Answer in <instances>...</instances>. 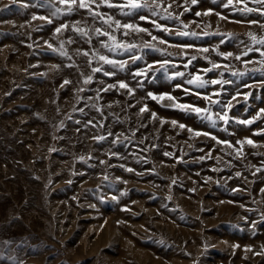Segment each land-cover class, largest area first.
Returning a JSON list of instances; mask_svg holds the SVG:
<instances>
[{"label":"rangeland","instance_id":"rangeland-1","mask_svg":"<svg viewBox=\"0 0 264 264\" xmlns=\"http://www.w3.org/2000/svg\"><path fill=\"white\" fill-rule=\"evenodd\" d=\"M157 2L164 8L171 4L168 11L179 20L162 19L163 8L158 16L145 9L131 17L103 5L95 9L148 30L125 36L83 9L52 17L37 0H0V264H264V254H257L264 249V135H255L264 130V116L250 125L238 123L264 108L260 54H243L247 47L264 50L247 35L264 36L259 26L264 17L225 8L227 0ZM209 10L211 15H203ZM153 20L171 31L157 29ZM251 20L259 23L250 25ZM77 21L90 30L91 44L72 30ZM61 24L70 27L57 33ZM96 27L136 47L109 52L100 42H112L97 36ZM62 43L67 56L60 54ZM97 49L126 61L125 68L99 62L91 55ZM229 52L230 57L220 55ZM213 63L221 67L213 69ZM101 65L102 71L92 72ZM148 65L153 67L146 76L134 75ZM196 74L227 83L188 85ZM89 75L92 82L85 84ZM120 81L134 94L120 89ZM109 84L117 87L103 91ZM148 93L210 107L216 124ZM205 95L221 104L210 105ZM229 102L230 109L222 107ZM145 105L149 111L141 114ZM224 111L227 124L216 116ZM197 131L210 135L195 136ZM212 136L234 147L217 144ZM246 138L257 146L245 144L237 156L236 142Z\"/></svg>","mask_w":264,"mask_h":264},{"label":"snow or ice","instance_id":"snow-or-ice-1","mask_svg":"<svg viewBox=\"0 0 264 264\" xmlns=\"http://www.w3.org/2000/svg\"><path fill=\"white\" fill-rule=\"evenodd\" d=\"M185 2H187V0H185ZM252 2L256 5H258V7H248V4L245 2V0H227V3L224 4L225 8L228 7H233L236 11H238L241 15H248L251 13H257L259 16L264 17V0H252ZM13 3H15V0H13ZM191 3L194 5L197 3V0H191ZM37 4L40 7H46L50 10L51 12V16L52 17H56L60 14H62L64 12V10L66 9V12L68 14H71L75 11H79L81 9L85 10L93 19V21L99 20L101 21L104 25H107V27L109 29H113V31L116 30H120L123 29V35L127 36L129 35L131 32H136V33H141V32H147L148 30L145 28L140 27L139 25L135 24V23H122L121 20L119 19H115L112 15H108L105 13H101L95 9H98L101 5L106 6L108 8H115V9H119L121 11V13L126 16V17H131L134 14L140 13L143 10L147 9L148 11L151 12L152 16H158L161 15L160 12L157 11V9L159 8H163L164 13H166V15H162L161 18L162 19H176L179 20V16H174L173 13L168 11V8H171L172 5L169 4L167 6V8H164L162 3L157 2V0H154V2L152 4H149L147 2V0H121V2L119 3H113L112 0H37ZM57 4H61L64 5V9L57 7ZM236 5H243L242 7H236ZM95 6V7H94ZM24 7H28L27 4L24 5ZM190 9L185 7L184 11H189ZM211 10L204 12L203 15H211ZM197 16L201 15V13L197 12L196 13ZM217 15H219V13H217ZM32 19H40V20H46L48 23H52V20L46 16H36L33 15ZM140 20H146L147 17L144 15H140L139 16ZM220 19H226V17L224 16H220ZM157 29H160L162 31H166V32H170L171 30L166 28V27H162L160 24L156 23L155 20L151 21ZM236 23H240L241 21H235ZM250 25H255L258 24L259 22L257 20H251L248 22ZM259 26L261 28H264V24H259ZM70 26L68 24H61L60 27L56 28V32L60 33L62 30H67ZM184 28H187L188 25L184 24L183 25ZM71 28L73 31H75L80 37L82 38H87L86 42L91 44V36L89 35L90 30L87 29L86 27H81L80 26V22L77 21L74 24L71 25ZM94 33L97 36H105L108 37V40L111 41L112 43L109 44L107 42L101 41L100 45L102 48L107 49L109 52H114L116 49H123L124 51H130L132 48L136 47L135 44H126L123 42H120L117 40L116 36L113 34V32H109L107 30H104L100 27H96L94 28ZM178 36H195V33H189L187 31H178L176 33ZM149 35H151V33H149ZM205 35H207V33H205ZM248 37L251 39L252 43L255 44H259L261 46H264V36L262 37H257L254 33L252 32H248L247 33ZM153 40H157L158 37L153 36L152 37ZM73 41L70 39L68 41V43H72ZM159 43L161 44H166L167 41L160 39ZM146 47H155L154 45L151 44H146ZM49 47H51V45H49ZM174 47H183L185 49L191 47V45H174ZM55 50V49H54ZM200 52H208L209 49L207 48H202L199 49ZM250 51H256L259 52L260 54V61L259 63L261 64V71H264V50H262V48H252V47H247L246 51L243 53L244 55H247L248 52ZM79 52V50H78ZM60 54L62 56H67V52L63 50V43L61 44V51ZM84 56H89V52L84 51L82 53ZM92 57H95L99 62H102V64H107V65H111L113 68H119V69H123L126 66V61H118L115 59H111L109 58V56L104 55L102 53H100V51L94 50L91 53ZM220 55H223L225 58L232 56V53H220ZM139 59V57L137 56H133L132 60L135 61ZM192 60H195L196 57L192 56L191 57ZM235 59L240 60L241 57L239 55H237L235 57ZM89 63L91 64V60H89ZM248 63V62H245ZM166 64H168V61H163L160 64V67L163 68ZM153 66L152 65H148V68L144 71H138L136 72L134 75L137 77L140 76H146L147 75V71L150 70ZM185 67H187V65H185ZM221 67L219 64L213 63L212 64V68H219ZM227 67V66H225ZM212 69H207L205 71H211ZM256 69H253V71H255ZM102 71V65L98 66V67H94L92 68V72L96 73V72H100ZM114 72H108V71H104V75L105 76H110V75H114ZM233 75H244L245 73H232ZM176 76H183L184 73L182 72H177L175 74ZM92 82V76L89 75L85 78L84 83L85 84H89ZM65 84L70 83V81L65 80L64 81ZM186 83L188 85H193L196 88H203L205 87L208 83L211 84H220V83H227V81H220V80H212V81H205L199 74L196 75H192L190 79H188L186 81ZM117 85L114 84H109L106 88L103 89V91H109L113 88H116ZM118 87L120 89H125L127 90V93L129 95L134 94V89L130 88L129 85L127 83H125L124 81H120L118 83ZM184 91L186 93H188L190 90L185 88ZM195 95H199V93H193ZM220 93H213V95H219ZM148 95L153 99V100H157V102L163 101L165 99L169 100L172 102L171 106L179 108L180 110H183L185 112H190V113H194L196 114L200 119L203 120H208L212 123L213 126H215L216 124V120L213 119V114L211 113V109L210 107L208 108H200V107H195L193 105H189V104H179L176 103V98L169 95V94H164L161 96H155L152 93H148ZM204 100L209 101V104H221V101L219 100H213L211 98V96L205 95L202 97ZM233 99H235V97H233ZM245 99H247V95L245 96ZM222 107H226L228 109H230L232 107L231 102H229L227 105H222ZM149 111L147 106L145 105L144 107L140 108V113L143 114L145 112ZM217 118L219 120H222L225 124H227L229 122V117H228V113L227 111H224L223 114H216ZM262 116H264V108L260 109L259 113H257V115L255 117H253L250 120H240L238 121V123L240 124H245V125H250L255 123L256 120L260 119ZM151 118L153 120L158 119L157 114L155 112L151 113ZM166 121L164 120H160L161 124H164ZM173 126H177V122L175 120L171 121ZM179 128L184 129L186 126L184 124H179L178 125ZM189 132H193V129L188 128L187 129ZM195 136H200V135H204V136H208L210 135L207 132L201 133V132H194ZM255 135H264V130L255 133ZM97 139L103 140L104 137L100 136ZM211 139L216 140L217 144H223L225 145L227 148H233L234 145L228 141H222V140H217V138L215 136H212ZM238 145H240V148L235 149L237 156L242 155L243 153V146L245 144L250 145L252 147H256L257 145L255 144V142L252 139H244V140H238L236 142ZM165 155H170L169 153H165ZM83 159V158H81ZM101 163H103V161H101ZM129 172L134 171V169L132 168H127L126 169ZM215 170V169H213ZM261 169L257 168L256 171L259 172ZM139 175V173H138ZM237 176H240L241 173L237 172L236 173ZM104 179L107 180L108 177L104 176ZM192 191H195L194 189H192ZM261 191H264V189H262ZM126 194V193H122ZM112 199H116V197H113ZM168 199H171V196L168 197ZM127 210V209H125ZM261 219L264 220V213L261 214ZM253 228H255V224H253ZM234 247H238V245L234 246ZM246 251H251V248L246 249ZM258 255L260 254H264V249H262L261 253H257Z\"/></svg>","mask_w":264,"mask_h":264},{"label":"crops","instance_id":"crops-1","mask_svg":"<svg viewBox=\"0 0 264 264\" xmlns=\"http://www.w3.org/2000/svg\"><path fill=\"white\" fill-rule=\"evenodd\" d=\"M245 2L248 4V7H258V5L254 4L252 0H245Z\"/></svg>","mask_w":264,"mask_h":264}]
</instances>
